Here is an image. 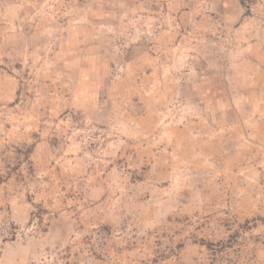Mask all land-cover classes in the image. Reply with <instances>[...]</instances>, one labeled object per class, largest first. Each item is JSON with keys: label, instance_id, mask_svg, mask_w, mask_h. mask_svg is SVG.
I'll use <instances>...</instances> for the list:
<instances>
[{"label": "rangeland", "instance_id": "1", "mask_svg": "<svg viewBox=\"0 0 264 264\" xmlns=\"http://www.w3.org/2000/svg\"><path fill=\"white\" fill-rule=\"evenodd\" d=\"M173 1L156 42L172 0H0V264H264V0L198 35Z\"/></svg>", "mask_w": 264, "mask_h": 264}, {"label": "crops", "instance_id": "2", "mask_svg": "<svg viewBox=\"0 0 264 264\" xmlns=\"http://www.w3.org/2000/svg\"><path fill=\"white\" fill-rule=\"evenodd\" d=\"M234 0H209L207 5V8L204 10V12H200L195 8H190L189 9V13L194 17L195 22L194 25L196 26V29H194L192 31V34L194 35H198V32L200 30L203 31H208V30H213L214 27H216V25H218L217 22H220L221 20L223 22H225L224 20H228L229 22L232 21H236L238 19H240V17L242 16V13H238V14H232V15H228L225 16V14L227 15V11H228V6L230 4H233ZM155 5V10L154 11L157 14V8L156 6L159 4V2L155 1L153 3ZM148 5L146 3H138L136 5V7L134 8V12L136 14H138L141 17V13L142 11H146V7ZM181 4L180 3H176L172 0V2H168L166 3V8L168 9V11L170 12V28L163 30L162 29V24H163V20H162V16H160V18H157V16L155 17V24H156V28L154 31V35L156 38V42L159 40V38H161L163 40V38H168L169 39H174L176 33L174 32V30L176 31V27H174V19L176 20V17H173V14L176 12L177 14L181 11ZM113 12L112 14L116 15V10L112 9ZM237 10H239V7L237 8ZM196 11H198V13H196ZM187 12V11H186ZM225 13V14H223ZM113 16L116 18V16ZM226 18H225V17ZM192 17V19H193ZM225 18V19H222ZM232 20V21H231ZM157 23H160V26L157 27ZM217 28V27H216ZM160 29V31H159ZM200 29V30H199ZM72 33L74 35H79L78 34V28L73 27V29L71 30ZM251 35H253V33H251ZM157 44V43H156ZM248 49V48H245ZM244 49V50H245ZM248 51V50H247ZM249 51L253 54V60H245V61H235L232 64V67L235 69L236 73H234L236 76H238L239 78V83L240 84H244V83H251V85L253 86H258V87H262L264 86V46L263 45H259V46H254L252 48L249 49ZM250 68V72H243V68ZM243 80H245V82H243ZM257 87V88H258ZM261 92H264L262 88H260ZM10 90V96H5L3 93V82H0V107L6 105L7 103H12L13 101H15L18 97V94L16 92V87L15 86H10L9 87ZM260 91H253L256 92V96L252 95L256 101V104H254L256 106V108L260 110H264V97H261L259 94L261 93ZM237 95L236 96V100L234 101L235 106L237 107H244V105H246L247 101L249 100V97L246 95V93L244 92V87H242L241 89L237 88ZM63 103H65L67 101L66 96H63V98H59ZM54 101L55 99L50 96H45L42 98H35V102L36 103H40L47 105L49 107L50 110H52V108H54ZM38 108V110L43 109V107H38L36 105L33 106V109ZM263 108V109H262ZM21 110V108H19ZM252 132L256 135V137L260 138V137H264V122L263 121H258L256 123V125H254V129L252 130ZM5 192V189L0 186V212H2V203H3V199H4V195L3 193Z\"/></svg>", "mask_w": 264, "mask_h": 264}]
</instances>
